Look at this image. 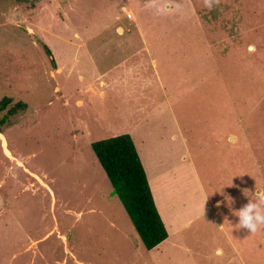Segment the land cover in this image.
Here are the masks:
<instances>
[{
    "label": "rangeland",
    "instance_id": "rangeland-1",
    "mask_svg": "<svg viewBox=\"0 0 264 264\" xmlns=\"http://www.w3.org/2000/svg\"><path fill=\"white\" fill-rule=\"evenodd\" d=\"M2 97L0 264H264L234 215L264 190V0H0ZM122 133L179 227L151 249L91 149Z\"/></svg>",
    "mask_w": 264,
    "mask_h": 264
},
{
    "label": "trees",
    "instance_id": "trees-1",
    "mask_svg": "<svg viewBox=\"0 0 264 264\" xmlns=\"http://www.w3.org/2000/svg\"><path fill=\"white\" fill-rule=\"evenodd\" d=\"M45 50L51 54L46 45ZM9 102L8 97H2L0 111ZM17 106L8 110L9 115L13 116L19 108L25 107L20 103ZM5 119L3 117L1 123ZM91 149L145 248L151 249L166 239L167 229L155 205L146 172L131 135L122 133L94 141Z\"/></svg>",
    "mask_w": 264,
    "mask_h": 264
},
{
    "label": "clouds",
    "instance_id": "clouds-1",
    "mask_svg": "<svg viewBox=\"0 0 264 264\" xmlns=\"http://www.w3.org/2000/svg\"><path fill=\"white\" fill-rule=\"evenodd\" d=\"M218 2V0H217ZM205 5L212 6V0H205ZM243 194L249 198L248 203L245 204L238 211H234V215L239 218L237 226L239 229L250 230L252 234L264 229V190H257L252 193V197L248 195V189H242ZM223 195V192H221ZM254 197V198H253ZM229 207L234 203L233 198L225 196Z\"/></svg>",
    "mask_w": 264,
    "mask_h": 264
},
{
    "label": "crops",
    "instance_id": "crops-1",
    "mask_svg": "<svg viewBox=\"0 0 264 264\" xmlns=\"http://www.w3.org/2000/svg\"><path fill=\"white\" fill-rule=\"evenodd\" d=\"M121 80H122V78H120ZM120 83V82H119ZM91 84V82L89 81L88 82V84L86 85V89L89 91V92H91V93H98L100 96H102L103 97V93L102 92H100V91H98L97 92V89H96V87H91V88H88V86ZM121 85H122V83H120ZM94 85V83L92 82V86ZM127 86V85H126ZM111 87H113L112 88V90H122L121 88L122 87H118V88H115L114 86H113V83H112V85H111ZM132 88V87H131ZM109 90H111V89H109ZM125 90H126V92L128 91V90H131L130 88H128V87H125ZM104 98V97H103ZM81 102V101H80ZM82 103V102H81ZM122 116H125L123 113L121 114ZM131 134H132V132H130ZM0 136H1V138L4 136L3 134H1L0 133ZM132 137V136H131ZM4 138H5V136H4ZM3 138V139H4ZM132 139H133V141H134V143H135V146H136V149H137V151H138V154H139V156H140V159H141V161H142V164H143V167H144V170H145V172H146V176H147V179H148V182H149V185H150V189H151V192H152V195H153V198H154V201H155V205H156V207H157V210H158V212H159V214H160V217H161V219H162V221L164 222V225H165V227H166V229H167V232H168V236L166 237V239H168L169 237H170V235L171 234H174V233H177V231H178V229H179V227L177 228L176 226H174L175 225V213L174 212H172L171 213V210H170V207L168 206V209L166 210V212L164 213L166 216H164V214L162 213V210L160 209V205H159V203H158V201H157V197H156V195H155V193H154V190H153V186H152V182H151V177H150V174H149V172L147 171L148 169L146 168V165L144 164V161H143V158H142V155H141V151H140V149L138 148V143H137V141H135L134 140V138L132 137ZM5 140V139H4ZM4 144H6V140H5V143ZM8 149V148H7ZM184 159H185V157H183ZM153 175H156V173H152ZM217 201H215L214 203H216ZM167 223H169V227H170V229L172 230L171 232H170V229L168 228V224ZM173 228H175V229H173ZM237 230L239 231V227H237ZM166 239H164L163 241H165ZM226 239L227 240H229L230 241V236L228 235V234H226ZM162 241V242H163ZM228 241V242H229ZM161 243V242H160ZM159 243V244H160ZM233 245V244H232ZM157 246V245H156ZM216 252L217 253H219L220 252V255L222 254V251L220 250V249H216ZM232 260H237V261H239L241 264H245V260L244 259H242L241 257H240V252H239V250L238 249H235V252H234V254H231L230 256H227V258L225 259V261H223L222 262V264H228V263H230Z\"/></svg>",
    "mask_w": 264,
    "mask_h": 264
}]
</instances>
